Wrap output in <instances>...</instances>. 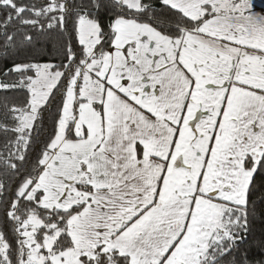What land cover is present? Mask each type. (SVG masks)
Returning a JSON list of instances; mask_svg holds the SVG:
<instances>
[{
	"label": "snow or ice",
	"instance_id": "obj_1",
	"mask_svg": "<svg viewBox=\"0 0 264 264\" xmlns=\"http://www.w3.org/2000/svg\"><path fill=\"white\" fill-rule=\"evenodd\" d=\"M255 8L0 0V264H264Z\"/></svg>",
	"mask_w": 264,
	"mask_h": 264
},
{
	"label": "trees",
	"instance_id": "obj_2",
	"mask_svg": "<svg viewBox=\"0 0 264 264\" xmlns=\"http://www.w3.org/2000/svg\"><path fill=\"white\" fill-rule=\"evenodd\" d=\"M157 6H159V5H157ZM39 62H51L54 64L60 63V57L57 54V52H56V50L52 44H47L45 46L44 54H42L39 57ZM2 95H4V94L0 93V96H2ZM8 95L10 97H15V96L19 95V93L12 92V93H8ZM51 113L52 114L55 113V108H52ZM52 114H46V116H45V124H46V127H48V128H51V126H52ZM3 209H4L3 201L0 200V222H2V220H3ZM261 226L262 225H261L259 220H257L254 223V228L256 229L257 234H259V229L261 228Z\"/></svg>",
	"mask_w": 264,
	"mask_h": 264
},
{
	"label": "crops",
	"instance_id": "obj_3",
	"mask_svg": "<svg viewBox=\"0 0 264 264\" xmlns=\"http://www.w3.org/2000/svg\"><path fill=\"white\" fill-rule=\"evenodd\" d=\"M256 4L255 11L261 12L264 11V0H254Z\"/></svg>",
	"mask_w": 264,
	"mask_h": 264
}]
</instances>
